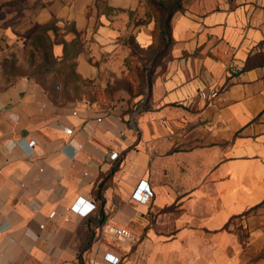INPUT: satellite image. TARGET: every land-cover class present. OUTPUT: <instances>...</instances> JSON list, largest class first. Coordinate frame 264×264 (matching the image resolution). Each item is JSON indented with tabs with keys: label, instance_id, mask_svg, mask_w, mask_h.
<instances>
[{
	"label": "crops",
	"instance_id": "crops-1",
	"mask_svg": "<svg viewBox=\"0 0 264 264\" xmlns=\"http://www.w3.org/2000/svg\"><path fill=\"white\" fill-rule=\"evenodd\" d=\"M105 1L119 15L67 22L91 29L76 73L92 94L1 86L0 264H264V0H185L147 97L130 46L159 47L146 0Z\"/></svg>",
	"mask_w": 264,
	"mask_h": 264
},
{
	"label": "rangeland",
	"instance_id": "rangeland-1",
	"mask_svg": "<svg viewBox=\"0 0 264 264\" xmlns=\"http://www.w3.org/2000/svg\"><path fill=\"white\" fill-rule=\"evenodd\" d=\"M106 5L105 0H0V89L17 78L29 77L36 72L37 66L32 65L31 57L41 56L33 47L37 36L49 34L55 39L57 30L54 28L62 30L68 26L67 22L74 21L77 15H114L115 13L107 11ZM135 24L137 26L143 23L137 21ZM90 32L91 29L88 33H83L82 39L91 45L93 36ZM130 46L140 61L147 60L149 55L143 50L133 43H130ZM57 53H60L59 50ZM141 63L143 65L144 62ZM148 66L152 69V64L149 63ZM38 78L45 79L52 88L60 83L55 81L56 78L52 75L47 78L38 75ZM70 86L73 93L92 94L95 91L92 85L88 87L89 84L87 88L82 87L80 90L75 89L74 82Z\"/></svg>",
	"mask_w": 264,
	"mask_h": 264
},
{
	"label": "trees",
	"instance_id": "trees-1",
	"mask_svg": "<svg viewBox=\"0 0 264 264\" xmlns=\"http://www.w3.org/2000/svg\"><path fill=\"white\" fill-rule=\"evenodd\" d=\"M184 3L185 0H146L149 15L155 21V30L157 33L155 43L159 45V47H153L147 50L149 57L147 56L146 62L143 63L142 70L139 68L136 69L131 65L134 74L137 72L136 74L140 77V80L142 79V89L136 92L142 93L146 97L151 87V77L154 67L162 60L168 46L171 44L172 18L177 12L183 9ZM53 26L54 25H52V27ZM54 29L57 30L55 39H52L49 34H43L35 38L33 47L41 56L37 57L33 55L31 57L32 65L36 64L37 67L36 72L29 76V78L39 81L46 88L45 79L40 80L38 75H44L45 78H47L48 75H52L54 79L56 78L55 81L58 80V82H60L59 85L62 84L64 88H69L74 82L76 86L75 89L78 90L80 88L78 85L80 77L76 73V60L84 46L83 37L80 32L77 31L75 24L72 23L62 28V30L57 29V27ZM56 45L63 46L62 57L55 55L54 48ZM39 58L41 59L38 61ZM149 63L152 64V69L149 68ZM259 63L264 64V58L260 60ZM252 68V64H249L245 66L243 71L251 70ZM130 91L134 94L132 89H130Z\"/></svg>",
	"mask_w": 264,
	"mask_h": 264
},
{
	"label": "built area",
	"instance_id": "built-area-1",
	"mask_svg": "<svg viewBox=\"0 0 264 264\" xmlns=\"http://www.w3.org/2000/svg\"><path fill=\"white\" fill-rule=\"evenodd\" d=\"M242 68L238 67L237 65H232L229 68V71L232 74H238L239 72H241ZM219 95V90L216 88L213 89H208V90H203L200 92V96L205 99V100H209V101H213L217 96ZM142 109V108H140ZM138 109V110H140ZM138 110L136 112H138ZM35 146V142L31 141L28 144V147L30 149H33ZM118 158V154H113L111 156V159L115 160ZM154 193L152 192V190L150 189V187L148 186L147 183L145 182H141L137 189L135 190L134 194H133V198L136 200H139L141 202H148L152 197H153ZM95 208V205L88 203L86 201L80 200L78 201V203L74 206V209L80 213H89L91 212L93 209ZM115 233H117L118 235L121 236H125V237H132V235L126 231V230H120V229H116L114 230ZM107 260L112 263V264H118L119 263V258L112 256V255H107Z\"/></svg>",
	"mask_w": 264,
	"mask_h": 264
}]
</instances>
